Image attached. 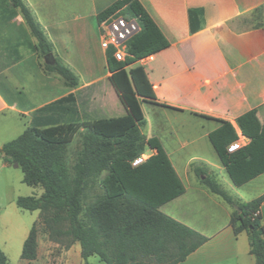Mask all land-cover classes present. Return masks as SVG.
Listing matches in <instances>:
<instances>
[{
  "label": "crops",
  "instance_id": "obj_1",
  "mask_svg": "<svg viewBox=\"0 0 264 264\" xmlns=\"http://www.w3.org/2000/svg\"><path fill=\"white\" fill-rule=\"evenodd\" d=\"M23 1L54 53L77 75L78 84L44 69L36 38L20 9L12 0H0V134L23 131L41 107L69 94L81 119L42 126L54 131L51 137L60 136L54 142H71L95 119L124 118L125 109L108 80L111 72L97 19L115 0ZM138 1L168 46L125 68L143 113L141 132L157 139L183 186L182 193L159 208L207 237L177 264H256L247 232L234 233L229 223L235 207L200 178L214 179L239 201L264 194V171L234 184L209 138L221 121L229 122L238 136L236 118L252 111L248 127L264 152V0ZM96 94L105 95L104 102L106 96L110 102L118 100L119 107L111 110L105 103V111L101 105L94 110ZM68 127L71 133L63 136ZM38 128L32 126L34 131ZM248 141L246 137L244 145ZM4 142L0 140V146ZM145 151V158L155 152L149 147ZM9 166L0 153V171ZM259 216L264 223V200ZM61 257L63 264H83L77 242L62 250ZM47 263L37 250L36 259L25 264Z\"/></svg>",
  "mask_w": 264,
  "mask_h": 264
},
{
  "label": "trees",
  "instance_id": "obj_2",
  "mask_svg": "<svg viewBox=\"0 0 264 264\" xmlns=\"http://www.w3.org/2000/svg\"><path fill=\"white\" fill-rule=\"evenodd\" d=\"M12 2L20 9L36 38L35 47L44 59V69L77 85V75L54 53L29 7L23 0ZM115 12L134 17L139 24V30L126 44L130 56L118 61L113 58L111 49L106 50L107 67L111 72L108 80L126 116L99 118L91 125L88 123L80 132V148L75 161L68 167L65 160L68 142L39 137L32 126L80 120L74 96L69 94L41 107L32 115L29 126L0 146V153L7 164L20 168L24 183L42 188L40 196L17 197V206L38 210L39 220L50 237L67 236L71 243L77 242L84 264H88L87 258L91 255H97L105 264H177L207 237L159 208L182 193L183 186L157 139L146 138L141 132L144 117L125 68L165 48L168 41L138 0H115L97 14V19L101 21ZM252 113L236 118L241 134L249 141L235 151L226 149L237 138L229 122L221 121L220 126L209 133L222 164L236 185L264 171V152L247 123ZM145 147L155 152L132 165L134 158L145 153ZM200 181L235 207L229 220L234 233L247 232L255 263L264 264V223L259 216L264 194L239 201L228 195L214 179L205 176ZM93 183H97L100 194L87 202V190ZM37 222H33L22 243L20 257L24 260H34L37 256ZM0 264H11L1 249Z\"/></svg>",
  "mask_w": 264,
  "mask_h": 264
},
{
  "label": "rangeland",
  "instance_id": "obj_3",
  "mask_svg": "<svg viewBox=\"0 0 264 264\" xmlns=\"http://www.w3.org/2000/svg\"><path fill=\"white\" fill-rule=\"evenodd\" d=\"M98 69L101 71L100 63ZM104 85L106 87V84ZM106 97L108 101L104 102L105 95L96 94L94 96V110L100 109V105L102 107L105 103H107V106H109L108 109L111 110L117 109L119 107L118 100L115 99V102H110L108 96ZM102 110L105 111V108L102 107ZM89 123L91 125L95 122L90 121ZM19 128H22L21 122H19ZM71 131L72 129L68 127L67 129H64L62 135L68 136ZM21 132L22 131H20V129H15V131L12 133L0 134V140H5L6 142L17 137ZM68 132L70 133L68 134ZM35 133L37 136L42 138L43 136H46V140H52L53 138L60 137L58 135L51 137L54 134V131L45 130L43 127L36 129ZM119 134L121 133H114L113 135ZM79 135L80 133H78L71 142H68L65 155V160L68 167L74 163L76 153L80 148ZM22 177V171L18 167L16 168L9 166L5 170L0 171V249L2 250L3 248L7 252L4 254L11 264H25L26 261H32L24 260L20 257L23 242H21V235L25 230V232H27L26 234H28L33 222L36 220L38 221L36 224L37 250L40 253L41 258L49 262L47 264H63L64 260L61 257V251L70 248L73 243L70 242L69 237L67 236L58 238L50 237L47 229L39 220L38 210L30 211L17 206V197L40 196L42 193L41 187L24 183ZM87 194V202L92 201L95 199V196L100 194V188L97 186V183H93V185L88 188ZM7 246H9V248H7ZM87 262L88 264H105L98 258L97 255L89 256L87 258Z\"/></svg>",
  "mask_w": 264,
  "mask_h": 264
},
{
  "label": "built area",
  "instance_id": "obj_4",
  "mask_svg": "<svg viewBox=\"0 0 264 264\" xmlns=\"http://www.w3.org/2000/svg\"><path fill=\"white\" fill-rule=\"evenodd\" d=\"M100 29V46L103 50L111 49L113 58L118 61H123L130 56L127 52V41L139 30V24L134 17L115 12L100 21ZM245 139L244 135L239 134L234 141L227 145V151L232 152L241 148ZM144 159L145 154L143 153L132 160V165H137Z\"/></svg>",
  "mask_w": 264,
  "mask_h": 264
}]
</instances>
